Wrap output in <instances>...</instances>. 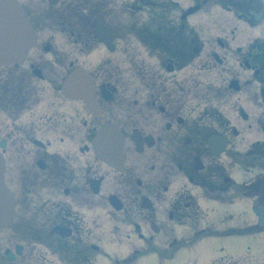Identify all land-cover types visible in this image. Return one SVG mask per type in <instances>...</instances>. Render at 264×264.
<instances>
[{
  "label": "flooded vegetation",
  "instance_id": "obj_1",
  "mask_svg": "<svg viewBox=\"0 0 264 264\" xmlns=\"http://www.w3.org/2000/svg\"><path fill=\"white\" fill-rule=\"evenodd\" d=\"M90 1L114 2L22 0V6L37 29L52 20L65 32L62 23L74 19L76 5ZM41 6L49 10L42 12ZM56 10L60 14H53ZM165 22L167 30L138 31V44L153 63L138 59L135 95L109 97L110 86L121 79L106 71L95 75L99 116L94 118L81 98L65 105L47 101L34 113L37 124L11 122L0 130L6 177L17 201L10 241L23 245V264H121L126 257L104 250L114 245L123 250L138 245L130 264H142L140 245L147 246L151 264L180 253L175 264H264L245 241L221 238L229 232L190 244L182 236L213 224L208 222L221 216L217 204H231L240 193L264 207V41L236 54L227 38L207 39L182 24L175 30L173 17ZM238 66L253 70L252 77L240 75ZM241 93L253 105L251 112L235 98ZM105 124L123 135L122 170L95 156L92 140ZM256 124L262 140L244 158ZM218 135L227 145L216 157L210 145ZM240 169L254 173L248 192L238 186ZM165 244L173 249L168 254L162 253Z\"/></svg>",
  "mask_w": 264,
  "mask_h": 264
},
{
  "label": "water",
  "instance_id": "obj_2",
  "mask_svg": "<svg viewBox=\"0 0 264 264\" xmlns=\"http://www.w3.org/2000/svg\"><path fill=\"white\" fill-rule=\"evenodd\" d=\"M264 3V0H262ZM17 15H19L20 19H17ZM11 26L16 34V39L13 42L12 47H16L19 45L20 41L23 40V36L27 31V25L21 16L19 10L12 0L7 1L2 6H0V41L3 39L6 30ZM17 29L22 30L23 32H18ZM27 39V38H25ZM9 47V48H12ZM8 54H0V58L5 57ZM1 182V181H0ZM3 189L0 187V195Z\"/></svg>",
  "mask_w": 264,
  "mask_h": 264
},
{
  "label": "rangeland",
  "instance_id": "obj_3",
  "mask_svg": "<svg viewBox=\"0 0 264 264\" xmlns=\"http://www.w3.org/2000/svg\"><path fill=\"white\" fill-rule=\"evenodd\" d=\"M61 41H64L65 42V39L64 40H61L60 39L59 42H61ZM136 54H138V49L132 51V55L135 56ZM115 59L120 60L121 63H123V64L126 65L125 67H123V70L130 69L127 72V75L126 76H127V78H129V79L131 78V80H132L134 78V74H133V70H135L134 69L135 68L134 66H135L136 63H138V58H135L133 60H130L129 57L126 54H124V56L123 55H116L115 56ZM127 78H125V79H127ZM242 208H240L239 210H241ZM239 210H237L235 212H238ZM225 212H227V211H224L223 213H225ZM233 241L234 242H240V241H243V240L233 239ZM245 243L247 245H249V246H252L254 242L252 240H245Z\"/></svg>",
  "mask_w": 264,
  "mask_h": 264
},
{
  "label": "bare ground",
  "instance_id": "obj_4",
  "mask_svg": "<svg viewBox=\"0 0 264 264\" xmlns=\"http://www.w3.org/2000/svg\"><path fill=\"white\" fill-rule=\"evenodd\" d=\"M17 19L18 20L20 19L19 15H17ZM17 31L21 32V33L23 32L20 29H17ZM29 34H30V31L27 30L25 32L24 38H27L29 36ZM15 39H16V34H15L13 28L11 26H9V28L5 32L3 39L0 41V50L6 51L7 49H9V47H12ZM74 81L75 80L72 81L73 84H74ZM85 85H86V82H85Z\"/></svg>",
  "mask_w": 264,
  "mask_h": 264
}]
</instances>
